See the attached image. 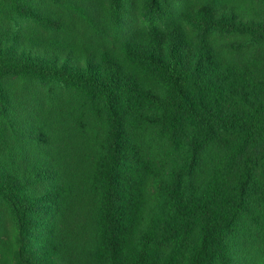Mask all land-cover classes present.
<instances>
[{
	"label": "trees",
	"instance_id": "1",
	"mask_svg": "<svg viewBox=\"0 0 264 264\" xmlns=\"http://www.w3.org/2000/svg\"><path fill=\"white\" fill-rule=\"evenodd\" d=\"M96 1L0 0V264H264V0Z\"/></svg>",
	"mask_w": 264,
	"mask_h": 264
},
{
	"label": "rangeland",
	"instance_id": "2",
	"mask_svg": "<svg viewBox=\"0 0 264 264\" xmlns=\"http://www.w3.org/2000/svg\"><path fill=\"white\" fill-rule=\"evenodd\" d=\"M43 6L60 15L65 20V26L67 27L66 32L53 33L42 29L41 27L35 25L34 23L28 22L29 25L20 26L21 32L33 39H41L43 42H54L63 41L69 43L72 46L79 48L81 45L86 44L88 39L94 40L97 39V36L93 34L85 17L76 11L68 7L66 0H41ZM97 5L103 10L105 1L98 0L96 1ZM130 23H135L136 25L144 26V17L140 13L139 9L133 10L129 15L127 20ZM15 27H18L15 24ZM6 87L9 89L10 93L17 99V102L21 104L23 108H28L34 105L40 100H44L49 82L47 81H34L27 80L22 81L18 77H12L5 82ZM60 120V119H59ZM20 122H16V124ZM61 129L58 131L60 132ZM0 214L2 217L5 215V209L0 205ZM2 223L7 225V221L4 220ZM7 228H4L6 230ZM2 246H0V251Z\"/></svg>",
	"mask_w": 264,
	"mask_h": 264
}]
</instances>
